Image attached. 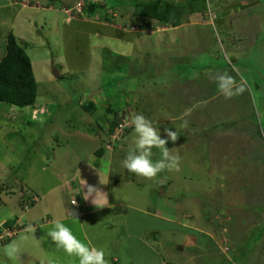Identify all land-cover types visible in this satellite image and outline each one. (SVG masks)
I'll return each instance as SVG.
<instances>
[{
	"label": "rangeland",
	"instance_id": "rangeland-1",
	"mask_svg": "<svg viewBox=\"0 0 264 264\" xmlns=\"http://www.w3.org/2000/svg\"><path fill=\"white\" fill-rule=\"evenodd\" d=\"M55 1L33 11L44 20L34 38L23 20L12 30L37 96L30 107L0 103V264H78L47 236L55 222L109 264H264V0H170L194 24L163 32L111 0L70 21L59 9L78 0ZM225 72L243 94L218 92ZM140 113L161 138L179 135L166 146L180 170L158 181L122 166ZM112 121L121 130L107 135ZM84 180L109 207L83 198Z\"/></svg>",
	"mask_w": 264,
	"mask_h": 264
},
{
	"label": "clouds",
	"instance_id": "clouds-1",
	"mask_svg": "<svg viewBox=\"0 0 264 264\" xmlns=\"http://www.w3.org/2000/svg\"><path fill=\"white\" fill-rule=\"evenodd\" d=\"M24 3L26 6L27 3ZM48 6H51V4H48L47 7ZM45 7L46 6H41L39 9L44 11L46 9ZM215 80L218 92L226 99L239 96L245 91L244 85L237 84L234 77L227 72L218 74ZM132 126L136 134L135 148L130 150L122 160V166L129 173L145 180L158 181L162 178V173L180 170L179 155L173 154L171 149L166 146L168 140H171L173 143L178 140L179 135L177 131L165 128L164 132L167 139L161 138L159 129L142 113L133 115ZM187 126L188 122L185 120L181 127L187 128ZM154 148L158 149L160 152V158L156 160L153 159ZM100 183L107 184L101 179ZM85 186H87V191L83 192V198L86 201L91 197V203L96 208L101 209L106 206L109 207L107 193L101 191L96 186L88 185L84 180L83 188ZM72 204H76V200H73ZM72 215L76 218L75 213H72ZM47 236L51 238L52 243H54L57 248L63 249L69 257L78 260V264H109L103 249L91 246L90 243H85L78 239L77 236L74 235L72 229L62 222H55L53 228L47 232ZM18 252L19 247L15 243L7 246V253L9 256H15Z\"/></svg>",
	"mask_w": 264,
	"mask_h": 264
},
{
	"label": "trees",
	"instance_id": "trees-1",
	"mask_svg": "<svg viewBox=\"0 0 264 264\" xmlns=\"http://www.w3.org/2000/svg\"><path fill=\"white\" fill-rule=\"evenodd\" d=\"M113 8L126 10L131 8L138 17L155 21L160 25L176 27L180 22L179 3L170 0H111ZM186 13H192V6L187 7ZM94 5L87 6L85 13L95 15ZM37 96L36 85L31 71L30 61L16 38L8 33L4 43V54L0 58V103L17 108L30 107ZM88 108V107H87ZM86 108V109H87ZM117 121L109 122L106 134L110 135L117 125ZM124 132H127L126 130ZM103 150L98 148L95 157L101 156ZM96 167V165H94ZM116 181V180H115ZM3 189V187H2ZM6 190V189H3ZM7 241V240H4ZM3 241V242H4Z\"/></svg>",
	"mask_w": 264,
	"mask_h": 264
},
{
	"label": "crops",
	"instance_id": "crops-1",
	"mask_svg": "<svg viewBox=\"0 0 264 264\" xmlns=\"http://www.w3.org/2000/svg\"><path fill=\"white\" fill-rule=\"evenodd\" d=\"M26 2V6H20L19 3H24ZM55 0H0V32L4 34V37H1L2 34H0V58L4 54V43H5V38L8 33L12 34V30L15 27V22L18 21H24V24H27L29 26V30L31 31L29 36L31 38H34V34L36 35V32H38L37 28L38 26H41L42 23H44V20H40L37 18V22H34V12L33 11H38V9L41 6H47L48 4H53L55 5ZM57 4H59L57 2ZM27 10V13H24V11ZM41 11V10H40ZM29 14V15H28ZM204 14V12H203ZM32 18L33 22L30 24V21H28L27 18ZM200 18V17H199ZM36 19V18H35ZM47 22V21H46ZM75 22V21H74ZM69 23L67 20H64V24ZM188 24H194V23H180L176 27H171V26H165V25H159L156 29H154V32H159V30L163 31H170V30H175L178 28H181V26H185ZM150 23L145 22L144 28H149ZM40 28V27H39ZM154 28V26H153ZM153 33V32H152ZM17 42L20 41L19 39V34L14 35L12 34ZM36 37V36H35ZM9 227V226H8Z\"/></svg>",
	"mask_w": 264,
	"mask_h": 264
},
{
	"label": "built area",
	"instance_id": "built-area-1",
	"mask_svg": "<svg viewBox=\"0 0 264 264\" xmlns=\"http://www.w3.org/2000/svg\"><path fill=\"white\" fill-rule=\"evenodd\" d=\"M96 0H78L70 7H60L59 12L62 13L68 20H74L76 17L81 16V12H84L89 5H95L94 3ZM47 9H49L47 7ZM206 17L209 19V22H212L215 19V16L213 13L206 12ZM123 122V121H122ZM121 122V123H122ZM122 125L120 123H117L113 131H116L117 129L121 130ZM3 237V236H2ZM0 236V239L2 238ZM4 237H8V234H4Z\"/></svg>",
	"mask_w": 264,
	"mask_h": 264
},
{
	"label": "water",
	"instance_id": "water-1",
	"mask_svg": "<svg viewBox=\"0 0 264 264\" xmlns=\"http://www.w3.org/2000/svg\"><path fill=\"white\" fill-rule=\"evenodd\" d=\"M54 76L56 77V74H54Z\"/></svg>",
	"mask_w": 264,
	"mask_h": 264
}]
</instances>
